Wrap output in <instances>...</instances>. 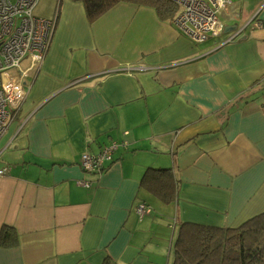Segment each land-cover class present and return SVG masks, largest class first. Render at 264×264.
Wrapping results in <instances>:
<instances>
[{"label": "crops", "instance_id": "1", "mask_svg": "<svg viewBox=\"0 0 264 264\" xmlns=\"http://www.w3.org/2000/svg\"><path fill=\"white\" fill-rule=\"evenodd\" d=\"M47 3L50 45L23 60L28 94L0 137V264H173L182 222L264 212V0L225 4L200 44L152 7L90 21ZM112 145L101 172L82 168ZM150 166L172 168L173 202L142 185Z\"/></svg>", "mask_w": 264, "mask_h": 264}, {"label": "built area", "instance_id": "2", "mask_svg": "<svg viewBox=\"0 0 264 264\" xmlns=\"http://www.w3.org/2000/svg\"><path fill=\"white\" fill-rule=\"evenodd\" d=\"M42 0H0V137L8 130L12 118L19 114L28 94L27 71L21 69L26 57L40 60L53 36V19L36 13ZM178 8L175 23L193 42H206L223 31L218 14L232 0H172ZM258 14V13H257ZM257 18V16L255 17ZM231 36L227 41H231ZM22 126L19 128L21 129ZM116 145L106 146L95 155L82 154L85 171L101 172L112 160ZM4 170L0 171L3 174ZM145 205L139 206V212Z\"/></svg>", "mask_w": 264, "mask_h": 264}, {"label": "trees", "instance_id": "3", "mask_svg": "<svg viewBox=\"0 0 264 264\" xmlns=\"http://www.w3.org/2000/svg\"><path fill=\"white\" fill-rule=\"evenodd\" d=\"M72 1L84 5L90 21L100 18L121 2L152 7L165 19H172L177 11L170 0ZM142 185L166 203L176 199L178 183L171 167H148ZM9 236L11 234L6 233L5 239ZM173 264H264V212L237 227L182 222L174 243Z\"/></svg>", "mask_w": 264, "mask_h": 264}, {"label": "rangeland", "instance_id": "4", "mask_svg": "<svg viewBox=\"0 0 264 264\" xmlns=\"http://www.w3.org/2000/svg\"><path fill=\"white\" fill-rule=\"evenodd\" d=\"M170 1L172 2L173 5L176 6V3H175L174 1H172V0H170ZM47 7H48L47 0H42L41 3H40V7H39L37 13H38V12L41 13V11H42L41 8H43V9L46 8V9H47ZM176 8H177V7H176ZM177 11H178V8H177ZM177 11H176V14H177ZM256 15H257V13H256ZM256 15H255L254 18H253L254 20H255ZM176 16H177V15H176ZM176 16L173 17L174 21H175ZM27 74H28V73H27Z\"/></svg>", "mask_w": 264, "mask_h": 264}, {"label": "flooded vegetation", "instance_id": "5", "mask_svg": "<svg viewBox=\"0 0 264 264\" xmlns=\"http://www.w3.org/2000/svg\"><path fill=\"white\" fill-rule=\"evenodd\" d=\"M21 112V111H20ZM20 112H19V114H17L16 116H14L13 118H12V122H11V125H12V123H16V122H18L19 121V115H20ZM18 128V130H17V132L19 131V127H17Z\"/></svg>", "mask_w": 264, "mask_h": 264}]
</instances>
